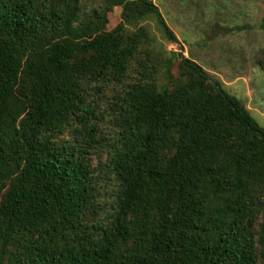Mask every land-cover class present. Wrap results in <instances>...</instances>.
Wrapping results in <instances>:
<instances>
[{
    "label": "trees",
    "instance_id": "1",
    "mask_svg": "<svg viewBox=\"0 0 264 264\" xmlns=\"http://www.w3.org/2000/svg\"><path fill=\"white\" fill-rule=\"evenodd\" d=\"M107 14L0 0V264H260L264 126L163 46L130 81L146 19L178 39L153 0H129L110 31ZM107 116L113 140L99 130ZM103 147L107 160L93 165Z\"/></svg>",
    "mask_w": 264,
    "mask_h": 264
},
{
    "label": "rangeland",
    "instance_id": "2",
    "mask_svg": "<svg viewBox=\"0 0 264 264\" xmlns=\"http://www.w3.org/2000/svg\"><path fill=\"white\" fill-rule=\"evenodd\" d=\"M57 1L60 5L64 2ZM128 1L117 0L108 11L103 0H74L76 4L79 2L82 6L83 16L95 10L108 13L107 31L113 30L121 22V14ZM153 2L160 9L178 42L169 41L164 36L157 19L153 17L146 19L141 27H145L148 40L140 46L139 53L133 60L129 80L135 81L142 77L141 73L144 70L141 68V62L145 61V58H149V67L157 64L160 61L158 52L163 46L169 53L183 54L200 64L210 74L212 80H220L230 94L242 100L264 126V71L259 65L264 50V0H153ZM134 31L137 29L129 28L127 33ZM151 38H156L158 42H153ZM180 60L181 58H175L172 67L173 79L180 74L178 65ZM118 88L111 84L105 89L104 94L110 101L117 94ZM100 103L104 107L108 105L103 101ZM99 123L101 133L113 140L112 137L117 130L113 117L107 116ZM64 136L73 140L69 132ZM107 158V147L96 150L92 154L93 165H97L100 159L106 161ZM107 184L103 200L109 207L116 185L115 181H109ZM104 214L103 211L102 215ZM263 224L264 216L259 218L255 226L258 239L264 234ZM258 247L261 251L260 264H264V241L260 242Z\"/></svg>",
    "mask_w": 264,
    "mask_h": 264
}]
</instances>
